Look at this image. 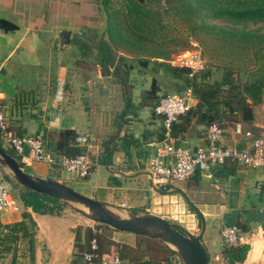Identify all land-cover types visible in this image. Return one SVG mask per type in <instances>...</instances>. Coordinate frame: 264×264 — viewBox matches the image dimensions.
Wrapping results in <instances>:
<instances>
[{"label": "crops", "instance_id": "crops-1", "mask_svg": "<svg viewBox=\"0 0 264 264\" xmlns=\"http://www.w3.org/2000/svg\"><path fill=\"white\" fill-rule=\"evenodd\" d=\"M99 14L93 0H0V105L10 117L11 131L43 134L46 148L57 155L73 153L76 136L90 139V147L77 146L85 149L93 162L92 174L79 183L85 195L168 217L165 214L173 209V197L155 190L149 175L128 178L105 167L107 164L129 174L148 171L164 130L162 116L154 112L160 93L151 74L157 73L155 66L121 52L116 57L113 52L110 62L102 61L101 71L91 66L88 54L72 43L74 38L86 39L89 33L99 30L101 11ZM64 30L70 32L69 43L62 37ZM189 101L192 106L197 102L192 95ZM259 122L254 110L250 123L237 124L254 136V129L262 127ZM235 127H223L222 143L242 147L249 140L237 134ZM205 128L193 121L174 138L180 146L193 150L206 144ZM22 169L67 185L75 180L58 166L44 163L34 162ZM205 176L194 174L185 186L188 195L197 197L193 204L204 216L202 240L210 254L209 264H220L214 257L223 255L222 218L234 209L238 210L237 222L247 227L240 245H247L248 250L243 261L232 264H264V172L227 161L213 168L209 185ZM14 197L20 209L0 215V264H71L78 251L76 230L84 242L85 228L93 226L66 209L59 215L36 213ZM22 220L33 233L32 239L19 233L14 243L7 242L6 225ZM102 231V237L114 244L116 252L123 249L118 243L130 246L138 255L134 263L153 264L149 253L139 256L140 247L154 241L152 238L126 232H119V237L105 228ZM10 244L12 249L6 250ZM223 257L222 264H230Z\"/></svg>", "mask_w": 264, "mask_h": 264}, {"label": "trees", "instance_id": "trees-1", "mask_svg": "<svg viewBox=\"0 0 264 264\" xmlns=\"http://www.w3.org/2000/svg\"><path fill=\"white\" fill-rule=\"evenodd\" d=\"M156 1L159 3L161 0ZM164 1L165 3L167 2L168 5L172 4L173 2H175V4L154 10V12H152L148 5L153 2H151V0L150 3L141 2L140 0H126L125 9L124 11H121V13L123 18L126 20L127 29L130 31L132 36H136L140 40H143L147 37L148 33L159 34L165 28L163 19L164 15L169 11H171L172 14H177L187 19H189V17L191 18L192 16H199L202 19L204 17H210L226 20L235 24L264 21V0ZM108 2L109 0H102L103 6H107ZM117 14V11L112 13L106 12L107 21L109 19L113 20V22L110 23L112 32L115 31V35L121 42L125 41L128 43L129 41L121 32L120 26L115 23ZM201 26L221 33L223 37L229 38L238 47H250L256 50V53H258L260 50H264V32L225 28L223 26L220 27L209 24ZM112 32L110 31V34ZM72 43L78 46V48L86 55L89 52L88 45L91 44L92 46L96 47L99 52L98 64L100 65H102L103 60L110 62L113 58V48L103 39H101L100 42L98 41L97 30L89 33L86 39L74 38ZM114 44L119 46V41L115 40ZM85 54L83 56H85ZM158 55L159 54L155 53L153 54V57H159ZM141 62H146V60H141ZM153 65L155 66L156 72H158L159 69L168 71L174 79L181 82L182 88L184 90H190L191 95L197 100L196 104L192 106L186 114L180 116L178 120L172 125L173 137H177V135L183 132L184 129H186L187 126H189L193 121L196 124H203L204 126L216 121L222 128L229 125H235L237 123H250L254 117V106L260 104L263 101L264 70L262 73L252 76L248 80H242L238 75H236L232 68L224 67L221 77L218 79H213L211 78L212 71L207 69L192 73L191 69L187 67L175 66L164 61L154 62ZM153 84L155 86V82H153ZM153 90H155V88ZM254 136L256 137L259 135ZM176 144L179 145L177 141ZM77 146L78 144L75 142V144L71 146L72 148H75V151L67 155H77L86 152L85 149H80ZM5 150L8 153L14 155V153L10 152L9 149ZM226 162L221 165L223 166ZM0 170H2L1 167ZM3 177L8 183H11V180L7 174L4 173ZM11 187L17 194L15 195L12 191L13 195L19 198L23 206L30 207L36 213L59 215L62 214L66 209L65 204L55 197L39 194L30 189L18 187L15 184H11ZM261 221L264 229V219ZM30 223L31 226H34L32 221ZM95 225L97 228L111 229L101 224ZM237 226L241 229V231H245L247 228L245 224L239 221L237 222ZM6 228H8V233L5 234L4 239L11 244L16 241L19 233L32 239L33 233L29 230V227L24 220L8 224L6 225ZM78 234L79 229L76 230V247L79 252L77 251L73 261H76L78 256L88 249L90 239L95 237L91 228H85L83 237L84 242H81ZM86 240H88V245L87 248H84ZM151 240L161 243L155 239ZM97 241L99 248L98 251L101 256L111 258L116 253L114 250L112 253L105 252L103 250L102 241H100V239H97ZM111 245L114 246V244ZM5 249H12V245L6 247ZM247 250L248 246L242 244L236 247L224 248L222 253L228 258L229 263L232 264L235 261H243L246 257ZM170 251L175 254L173 250L170 249ZM139 252V256L143 257L145 254L144 252L146 251L139 250ZM120 255L122 258L129 259L126 258L122 253H120ZM129 261L134 263V259H129ZM145 263L149 264V262L146 261Z\"/></svg>", "mask_w": 264, "mask_h": 264}, {"label": "rangeland", "instance_id": "rangeland-1", "mask_svg": "<svg viewBox=\"0 0 264 264\" xmlns=\"http://www.w3.org/2000/svg\"><path fill=\"white\" fill-rule=\"evenodd\" d=\"M140 1L150 3V0ZM125 2L126 0H109L108 5L104 7L102 4V0H93V3L97 9V15L99 16V11H101V16H104L106 18V28L103 33V35L105 36L104 40L113 48L116 57L118 56V53L121 52L123 54L132 56L137 62L140 63L141 60H146V62H148V65L151 67L154 66L153 63L157 61L179 64L184 56L196 54L199 59L198 70L207 69L212 71L211 78L213 79H218L221 77L224 67L232 68L235 71L236 75H238L242 80H248L252 76L262 73L264 70V50H260L258 53H256V50L250 47H238L229 38L223 37L221 33H218L217 31H214L212 29L209 30L208 28L201 26L209 24L217 25L220 27L223 26L225 28H236L264 32V21L248 22L246 24H235L226 20L210 17H204L202 19L199 16H192L191 18L189 17V19H187L183 16L172 14V12L169 11L164 15L163 19L165 28L159 34L148 33L145 39L140 40L138 37L132 36L130 31L127 29L126 20L123 18L121 13V11H124L125 9ZM151 2L152 3L148 5L152 12H154V10H158L160 8L175 4V2H173L172 4L168 5V3H165L164 0H161L159 3H157L156 0H151ZM104 10L107 13H112L114 11L118 12L115 23L120 26L121 32L126 36L130 43H127L125 41L121 42L115 35V31L112 32L110 23L113 22V20L109 19L107 21L106 12ZM101 23L102 22L100 21L99 24L101 25ZM110 31L112 32L111 34ZM115 40L119 41V46H116L114 44ZM88 47V56L90 57L89 62L91 66L93 65L94 67H98L102 71V65L98 64V49L91 44L88 45ZM155 53L159 54V57H153V54ZM144 63L145 62H143V64ZM161 72H157L156 74L151 72L152 76H155L156 78L155 84H158L159 86L160 93L158 96L163 94H178L186 97L191 96L190 92L187 93V91L182 88L181 82L179 80H175L168 71ZM254 110L256 111V116L262 124V127H259L256 130L254 129V134L259 135L260 133H264V97L263 101L260 104L254 106ZM9 151L14 153L11 149ZM61 171L65 172L63 170ZM1 172L4 174L3 169L1 170ZM72 176L75 180L70 182L69 186L81 192L82 189L79 183H82L87 178H78L73 174ZM205 179H207V181L204 182L209 185L210 181L208 180L210 179H208V177L206 176ZM186 181L187 180L177 182L169 186L167 185L165 188L171 189L176 187L183 190L182 192H184L186 197L193 203V200H196L197 197L187 194L185 186ZM9 185L11 187L10 183ZM12 191L15 195H17L13 188ZM171 195L173 197V202H171L170 204L173 206V209L171 212L165 214L168 216L165 218L179 223L190 232L197 231L199 229L198 217L187 205L181 194L172 193ZM92 198L99 200L97 199V195L93 196ZM86 222L93 226L91 227L93 228V234L97 239H100V241H102V244H104L103 250L105 252L112 253L113 250L116 251L114 249L115 247L108 243L110 241L104 238L105 232H103L102 229L100 230V228H97V226L95 225L96 223H93L88 219ZM107 230H109L107 232H115L116 234H119V237L122 236L119 233L121 231H117L114 229ZM125 234H128L130 236L132 235V233L127 232ZM138 240H141V237H138ZM87 245L88 240H86L84 248H87ZM118 246L120 248L123 247L121 253L126 258H129L131 260H138V255H136V252H134L135 249H132L130 246L126 248L119 243ZM140 248H142L140 250L147 249L146 252L151 255V262L153 261V264H181V261L177 257V255L173 254L170 251V248L164 244L158 243L156 241H149L147 245H142ZM167 256L171 259V261ZM163 258H165V261L161 262V259Z\"/></svg>", "mask_w": 264, "mask_h": 264}, {"label": "built area", "instance_id": "built-area-1", "mask_svg": "<svg viewBox=\"0 0 264 264\" xmlns=\"http://www.w3.org/2000/svg\"><path fill=\"white\" fill-rule=\"evenodd\" d=\"M199 59L196 54L184 56L179 64L172 65L187 67L192 73L199 71ZM201 68V67H200ZM192 107L189 97L178 94L160 95L154 106V112L162 116L163 139L157 144L148 171L156 185L166 186L187 180L196 173L212 176V170L226 161H233L244 168L261 169L264 172V133L253 136L250 131H243L240 124H236L237 134L245 136V146H226L222 143L223 128L216 121L205 128L206 144L196 149H190L176 144L172 136V125L178 118ZM10 117L6 109L0 105V145L9 148L20 161L21 167L34 162L49 166H58L66 173L78 178H87L93 172V162L85 152L77 155H57L46 148L43 134H18L10 129ZM77 144L90 147V139L85 135L76 136ZM20 204L14 197L9 183L0 174V215L7 210L18 211ZM224 248L236 247L241 244L242 231L236 225H223L220 230ZM97 239L91 238L89 247L82 252L71 264H134L122 258L116 252L111 258L101 256L98 251ZM222 264V254L214 257Z\"/></svg>", "mask_w": 264, "mask_h": 264}, {"label": "water", "instance_id": "water-1", "mask_svg": "<svg viewBox=\"0 0 264 264\" xmlns=\"http://www.w3.org/2000/svg\"><path fill=\"white\" fill-rule=\"evenodd\" d=\"M106 18L102 16V25L98 30V41L104 38ZM69 31H62L64 42L69 43ZM0 167L11 180L10 184L30 189L39 194L52 196L63 202L66 210L78 214L93 223L107 226L111 229L128 232L160 241L175 252L181 264H209L210 254L205 246L202 235L205 229V220L201 211L186 197L179 188L165 189L157 186L152 180V186L160 193H179L187 205L199 219V229L188 231L185 227L161 215L146 210H131L126 207L108 204L85 195L69 185L52 178H44L27 173L20 165L18 158L8 153L0 145ZM108 171L118 173L124 177H134L138 174H147L149 171L125 173L107 164ZM238 210L225 214L222 222L227 226L237 224Z\"/></svg>", "mask_w": 264, "mask_h": 264}]
</instances>
